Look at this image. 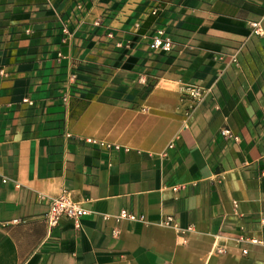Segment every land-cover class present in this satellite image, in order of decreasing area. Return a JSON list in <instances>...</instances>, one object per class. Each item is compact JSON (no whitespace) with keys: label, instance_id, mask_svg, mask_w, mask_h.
Returning a JSON list of instances; mask_svg holds the SVG:
<instances>
[{"label":"crops","instance_id":"obj_1","mask_svg":"<svg viewBox=\"0 0 264 264\" xmlns=\"http://www.w3.org/2000/svg\"><path fill=\"white\" fill-rule=\"evenodd\" d=\"M251 22L264 0H0V264H264ZM62 194L78 228L47 226Z\"/></svg>","mask_w":264,"mask_h":264},{"label":"built area","instance_id":"obj_2","mask_svg":"<svg viewBox=\"0 0 264 264\" xmlns=\"http://www.w3.org/2000/svg\"><path fill=\"white\" fill-rule=\"evenodd\" d=\"M249 28L253 35L262 36L264 35V28L260 25L259 22H251L249 23ZM171 42L169 39L163 37V33L161 31H157L155 36L152 38L149 48L153 51H161V52H169L171 50ZM196 95V94H195ZM222 134L224 136L229 135L228 131H223ZM182 188V187H181ZM178 190L175 188L174 191ZM40 199H43L42 196H39ZM88 212L81 207V205L77 202L72 201L67 195L62 194L59 197L49 199L48 211L45 214V221L47 226L52 228L57 226L62 220L72 221L76 228L80 226V220L85 217ZM120 220H128V221H137L143 220V217H136L134 215L128 214L125 211H122L117 217H115V221L118 222ZM163 227H174L173 221L171 218L164 219L161 223ZM191 229L188 228L186 231L178 230L180 235H183L186 232H189ZM113 236H118V231L114 230L112 232ZM249 242L252 245L262 244L261 241L255 239H246L242 235H239L236 239L237 243L241 242ZM217 253H223V248H217ZM247 251L243 250L242 254L246 255Z\"/></svg>","mask_w":264,"mask_h":264}]
</instances>
